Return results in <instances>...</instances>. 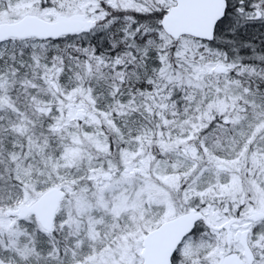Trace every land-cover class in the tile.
I'll use <instances>...</instances> for the list:
<instances>
[{
    "label": "snow or ice",
    "instance_id": "1",
    "mask_svg": "<svg viewBox=\"0 0 264 264\" xmlns=\"http://www.w3.org/2000/svg\"><path fill=\"white\" fill-rule=\"evenodd\" d=\"M0 264H264V0H0Z\"/></svg>",
    "mask_w": 264,
    "mask_h": 264
}]
</instances>
